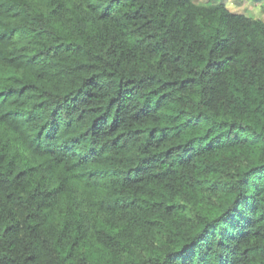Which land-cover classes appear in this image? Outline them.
<instances>
[{
    "label": "trees",
    "instance_id": "1",
    "mask_svg": "<svg viewBox=\"0 0 264 264\" xmlns=\"http://www.w3.org/2000/svg\"><path fill=\"white\" fill-rule=\"evenodd\" d=\"M0 264H264V20L0 0Z\"/></svg>",
    "mask_w": 264,
    "mask_h": 264
},
{
    "label": "rangeland",
    "instance_id": "2",
    "mask_svg": "<svg viewBox=\"0 0 264 264\" xmlns=\"http://www.w3.org/2000/svg\"><path fill=\"white\" fill-rule=\"evenodd\" d=\"M197 3H214L220 0H195ZM226 6L234 13H245L264 20V0H225Z\"/></svg>",
    "mask_w": 264,
    "mask_h": 264
}]
</instances>
